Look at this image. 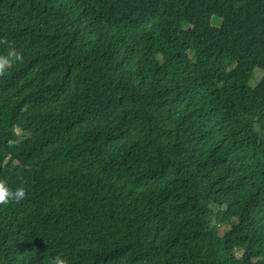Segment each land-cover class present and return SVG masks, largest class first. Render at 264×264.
Wrapping results in <instances>:
<instances>
[{
    "label": "trees",
    "instance_id": "16d2710c",
    "mask_svg": "<svg viewBox=\"0 0 264 264\" xmlns=\"http://www.w3.org/2000/svg\"><path fill=\"white\" fill-rule=\"evenodd\" d=\"M4 37L0 264H264V0H0Z\"/></svg>",
    "mask_w": 264,
    "mask_h": 264
},
{
    "label": "clouds",
    "instance_id": "9594fccd",
    "mask_svg": "<svg viewBox=\"0 0 264 264\" xmlns=\"http://www.w3.org/2000/svg\"><path fill=\"white\" fill-rule=\"evenodd\" d=\"M7 45L8 50L6 53H0V77L6 76L12 69L15 63L23 62V54L17 51L14 44H11L6 37L0 38V46ZM11 146H15V141L9 142ZM28 196L26 188L21 185L12 188L8 185L7 181L0 179V205H8L10 203H20ZM49 264H69V261L64 257L57 255Z\"/></svg>",
    "mask_w": 264,
    "mask_h": 264
},
{
    "label": "rangeland",
    "instance_id": "374dc122",
    "mask_svg": "<svg viewBox=\"0 0 264 264\" xmlns=\"http://www.w3.org/2000/svg\"><path fill=\"white\" fill-rule=\"evenodd\" d=\"M215 18H216V16L215 15H213L212 16V22L215 20ZM214 24V23H213ZM262 73H263V71H262V69L261 68H256L255 69V72H254V74H253V76H252V78H251V80H250V84L251 85H254L257 81H258V79L261 77V75H262ZM227 228V226H220V231L222 232V231H224L225 229Z\"/></svg>",
    "mask_w": 264,
    "mask_h": 264
}]
</instances>
